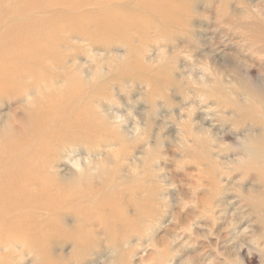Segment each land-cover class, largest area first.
<instances>
[{
	"label": "rangeland",
	"instance_id": "rangeland-1",
	"mask_svg": "<svg viewBox=\"0 0 264 264\" xmlns=\"http://www.w3.org/2000/svg\"><path fill=\"white\" fill-rule=\"evenodd\" d=\"M3 1L0 45L18 22L51 21L66 11L53 5L5 13L13 0ZM89 2L78 12L139 11L130 0ZM141 12L149 22L124 36L60 32L49 61L57 86L71 74L98 82L102 95L92 97V108L109 127L93 134V144L61 149L54 171H72L78 160L99 184L98 170L107 167L137 232L125 237L119 226L109 237L70 208L40 211L36 220L58 230L38 238V250L30 235L0 238V264H264V157L253 144L264 135V0H184L172 22ZM2 94L0 132L33 97ZM131 197L146 198L144 209ZM78 202L68 205L88 203Z\"/></svg>",
	"mask_w": 264,
	"mask_h": 264
},
{
	"label": "bare ground",
	"instance_id": "bare-ground-1",
	"mask_svg": "<svg viewBox=\"0 0 264 264\" xmlns=\"http://www.w3.org/2000/svg\"><path fill=\"white\" fill-rule=\"evenodd\" d=\"M89 1L99 7L107 2L13 0V3L4 6L5 13L20 15L53 5L66 9L59 13H64V18L56 14L51 21L41 22L31 18L18 22L19 26L9 28L17 30L4 36L6 44L0 45V94L19 95L24 91L26 97L33 96L28 100L24 114H10L0 132V238L7 240L30 235V244L35 250H38V238L45 241L58 230L50 220H36L35 214L40 211L54 215L70 208L73 215L87 225L97 221L109 237L120 233L128 237L138 230L139 222L134 223V219L127 215L125 206L129 204L122 205V192L116 189L115 176L109 173L107 167L98 170L99 184L94 182L87 165L78 160L74 162L76 169L72 171L61 174L54 171L62 155L61 149L74 146L77 142L93 144L96 138L93 134H107L109 127L92 108V97L102 95L98 82L88 83L71 74L63 77L62 86H57L49 61L55 60L56 38L59 39V33L66 29V32H77L95 39L110 38L114 34L124 36L138 24L149 22V16L143 14L142 9L159 13L165 22H172L184 0H130L139 11L128 12L125 9L126 13L121 8L124 5H118L101 7L94 13H79L84 3L90 5ZM26 73L31 74V84L23 81ZM79 138L82 140L79 141ZM258 141L253 143L255 156L264 157V135ZM133 191L129 190L128 194L136 198ZM134 198L131 197V201L135 202ZM75 199L88 203L86 206L68 205ZM136 201L143 209L147 204L146 198L141 199V203ZM142 208L138 210L139 214ZM119 226L120 233L116 229ZM78 239L80 241L82 237L78 236Z\"/></svg>",
	"mask_w": 264,
	"mask_h": 264
}]
</instances>
